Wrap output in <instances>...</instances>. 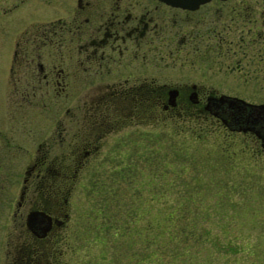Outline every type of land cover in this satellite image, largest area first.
Segmentation results:
<instances>
[{
  "label": "flooded vegetation",
  "instance_id": "flooded-vegetation-1",
  "mask_svg": "<svg viewBox=\"0 0 264 264\" xmlns=\"http://www.w3.org/2000/svg\"><path fill=\"white\" fill-rule=\"evenodd\" d=\"M184 1L0 0V151L28 111L39 124L0 264H62L81 168L159 121L221 126L264 152V103L246 90L264 85V0Z\"/></svg>",
  "mask_w": 264,
  "mask_h": 264
},
{
  "label": "rangeland",
  "instance_id": "rangeland-1",
  "mask_svg": "<svg viewBox=\"0 0 264 264\" xmlns=\"http://www.w3.org/2000/svg\"><path fill=\"white\" fill-rule=\"evenodd\" d=\"M4 61L0 53V132L9 133L1 93ZM246 90L264 103L261 82ZM36 113L27 112L26 131L15 136L18 145L0 151L1 250L11 232L10 208L39 136ZM191 128L159 121L150 140L145 132L138 134L125 148L104 156L99 152L91 166L81 168L69 195L72 225L63 235L62 264H150L143 255L148 248L143 251L130 233L148 217L136 224L135 213L164 210L174 200L180 202L185 229L196 217L199 238L192 244L194 257L180 251L165 258L166 264H264V152L252 151L241 134L221 126Z\"/></svg>",
  "mask_w": 264,
  "mask_h": 264
},
{
  "label": "trees",
  "instance_id": "trees-1",
  "mask_svg": "<svg viewBox=\"0 0 264 264\" xmlns=\"http://www.w3.org/2000/svg\"><path fill=\"white\" fill-rule=\"evenodd\" d=\"M169 204L168 208L164 210H137L135 213L136 224L142 217H148L145 225L140 228L138 226L135 228V232L133 229L130 233H134V236L140 240L143 251L148 248V251L143 255L149 259L150 264H166L165 258L177 256L180 251H183L184 255L187 254V257L190 255L189 258L196 254V249L192 246L199 238L196 231V217L192 215L188 222L189 228L185 229L183 210L177 208L180 204L179 200H174ZM130 214L131 217L132 213ZM143 251L142 253H144ZM195 263L192 262V264Z\"/></svg>",
  "mask_w": 264,
  "mask_h": 264
},
{
  "label": "water",
  "instance_id": "water-1",
  "mask_svg": "<svg viewBox=\"0 0 264 264\" xmlns=\"http://www.w3.org/2000/svg\"><path fill=\"white\" fill-rule=\"evenodd\" d=\"M176 1H180V2H185L184 0H176ZM196 1H200V0H196ZM238 105V104H237ZM239 105H247V106H252L253 107V105H251V104H247V103H245V102H241V103H239ZM257 108H260V109H264V104H260V105H257L256 106ZM240 110V109H239ZM239 116H241L240 114H238ZM30 216H32V214H30ZM29 217V216H28ZM31 218V217H30ZM28 220V219H27Z\"/></svg>",
  "mask_w": 264,
  "mask_h": 264
}]
</instances>
